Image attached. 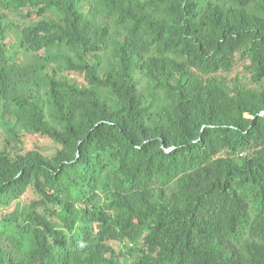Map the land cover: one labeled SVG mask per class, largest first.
I'll return each mask as SVG.
<instances>
[{
  "label": "trees",
  "instance_id": "16d2710c",
  "mask_svg": "<svg viewBox=\"0 0 264 264\" xmlns=\"http://www.w3.org/2000/svg\"><path fill=\"white\" fill-rule=\"evenodd\" d=\"M0 123V264H264V0H0Z\"/></svg>",
  "mask_w": 264,
  "mask_h": 264
},
{
  "label": "rangeland",
  "instance_id": "374dc122",
  "mask_svg": "<svg viewBox=\"0 0 264 264\" xmlns=\"http://www.w3.org/2000/svg\"><path fill=\"white\" fill-rule=\"evenodd\" d=\"M243 66H244V61H239L238 62V67H237V69L235 70V73H238V74H241V76L243 77V79L245 80V82H246V84H248V86L249 87H251V88H253L254 87V84H253V82L251 81V78H250V75H249V73L248 72H244V70H243ZM70 78V77H69ZM70 79H72V78H70ZM73 80V79H72ZM79 84H83V81H81V80H79V81H77ZM2 124L0 123V126H1ZM1 128V127H0ZM0 135L1 136H5V134L4 133H2V132H0Z\"/></svg>",
  "mask_w": 264,
  "mask_h": 264
},
{
  "label": "water",
  "instance_id": "95a60500",
  "mask_svg": "<svg viewBox=\"0 0 264 264\" xmlns=\"http://www.w3.org/2000/svg\"><path fill=\"white\" fill-rule=\"evenodd\" d=\"M173 150V149H172ZM168 151H171V150H168Z\"/></svg>",
  "mask_w": 264,
  "mask_h": 264
},
{
  "label": "bare ground",
  "instance_id": "6f19581e",
  "mask_svg": "<svg viewBox=\"0 0 264 264\" xmlns=\"http://www.w3.org/2000/svg\"><path fill=\"white\" fill-rule=\"evenodd\" d=\"M260 13V12H259ZM248 85V84H247Z\"/></svg>",
  "mask_w": 264,
  "mask_h": 264
}]
</instances>
